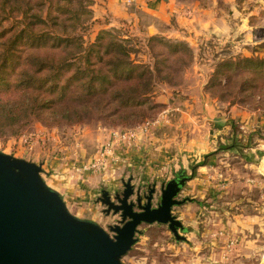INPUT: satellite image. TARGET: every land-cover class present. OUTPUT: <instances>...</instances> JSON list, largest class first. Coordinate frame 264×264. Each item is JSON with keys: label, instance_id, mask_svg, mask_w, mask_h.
<instances>
[{"label": "rangeland", "instance_id": "374dc122", "mask_svg": "<svg viewBox=\"0 0 264 264\" xmlns=\"http://www.w3.org/2000/svg\"><path fill=\"white\" fill-rule=\"evenodd\" d=\"M32 1L37 3V0ZM90 1L86 7L90 16L80 12L74 22L84 44L97 42L105 33L132 39L129 44L133 49L131 58L136 63L149 65L154 72V88L149 101L132 112L113 113L110 106L103 112L101 96L86 95L76 85L72 86L68 95L56 105L57 115L50 113L40 118H27L22 113L19 119H29L28 123L0 130V151L41 164L42 176L49 185L52 175L66 173L50 168L47 159L60 161L71 169L72 174L85 178L87 170L78 172L77 168L92 165L104 152L105 166L89 170L94 172L90 176L93 179L112 166L110 163L120 161L118 147L121 144L144 148L148 162L153 156L147 145L154 151H164L169 156L166 166L150 161L148 171L140 169L137 172L126 166H122L119 172L111 167L108 171L113 179L93 183V191L82 184L75 186L76 201L64 191H57L73 215L99 224L114 237L111 228L122 225V211L115 212L109 207L106 192L112 202L120 205L119 198H124L129 184L133 193L128 201L135 203V211H142L137 203L139 196L145 205L152 193V208H157L163 187L178 177L187 178L175 196L180 203L172 207V214L182 223V227H177L178 235L168 223L142 222L135 234L138 240L122 256V262L264 264V71L260 75L256 74L260 72H253L245 91L239 88L242 82L238 75L243 73L246 63L235 73L241 58H264L259 52L264 43L259 41L258 29L254 28L264 21V0H234L235 9L232 11L239 13V20L244 17L253 26L255 43L249 42L245 46L239 45V34L234 37L216 34L206 38L198 34L199 40L194 34L190 37V33L186 34V39L171 37L158 32L147 12L135 18H124L120 1ZM218 1L224 4V0ZM18 4L23 6L25 3L20 0ZM18 4L15 0H0V50L13 28L26 23L22 22L24 15L18 14ZM46 14L45 9L43 15ZM54 14L60 21L68 19L61 13ZM119 15L123 18H118ZM39 27L38 30L42 31L53 26ZM5 29L12 31L2 34ZM166 39L186 42L192 52L182 49L173 53L164 44ZM29 52L22 48L12 76L21 67L26 68ZM227 60H233L234 64L221 67L216 77L219 64ZM104 100H111V96L104 95ZM141 109L145 110L147 117L135 122L134 111ZM235 109L255 112L253 119L248 123L237 120ZM129 113L130 119L125 122L123 116ZM78 116L80 122L68 120ZM130 130L135 136L129 142L115 135V131ZM203 146L210 148L204 165L206 169L196 167L193 173L190 166L204 159L206 151L198 155ZM187 151L193 156L187 157ZM50 186L55 187L52 183Z\"/></svg>", "mask_w": 264, "mask_h": 264}, {"label": "trees", "instance_id": "16d2710c", "mask_svg": "<svg viewBox=\"0 0 264 264\" xmlns=\"http://www.w3.org/2000/svg\"><path fill=\"white\" fill-rule=\"evenodd\" d=\"M15 1L18 4L20 0ZM22 1L25 4H18L17 11L24 15L22 22L26 23L15 26L13 31L5 29L2 33L12 31L0 50V130L10 125L28 123L29 119H19L22 113L27 118L56 114V105L75 85L86 95L101 96L103 112L109 106L113 113L127 110L132 112L149 101L148 97L154 88V72L149 65L136 63L131 58L133 49L129 44L132 39H121L105 33L97 42L84 44L83 36L77 32L78 25L74 22L80 17V12L90 16L86 9L90 0ZM76 8L79 9L73 11ZM45 9L47 14L44 16ZM54 12L66 15L68 19L60 21ZM39 26L53 27L41 31L38 30ZM164 44L176 54L182 49L192 52L183 41L166 39ZM22 48L30 50L26 59L27 66L21 67L12 76L11 72L16 60L20 58ZM245 63L243 73L238 75L242 82L239 87L241 91L247 90L254 71L260 72L256 73L259 75L264 71V58L245 57L239 60L235 73ZM233 64V60L221 62L216 77L221 67ZM228 78L231 79L230 76ZM104 95L111 96V100L103 101ZM112 100H115L114 104ZM134 114L135 122H141L147 117L142 109L134 111ZM130 116V113L125 114L123 120L128 122ZM68 120L76 123L81 121V117Z\"/></svg>", "mask_w": 264, "mask_h": 264}, {"label": "water", "instance_id": "95a60500", "mask_svg": "<svg viewBox=\"0 0 264 264\" xmlns=\"http://www.w3.org/2000/svg\"><path fill=\"white\" fill-rule=\"evenodd\" d=\"M42 174L41 164L0 151V264H125L121 258L137 242L142 222L168 223L177 235L182 227L172 207L180 203L175 196L187 178L163 187L157 208H152V193L145 205L139 196L142 211L128 201L129 184L120 205L106 192L109 207L121 210L123 218L122 225L111 228L112 237L99 224L73 215Z\"/></svg>", "mask_w": 264, "mask_h": 264}, {"label": "crops", "instance_id": "0c3cea01", "mask_svg": "<svg viewBox=\"0 0 264 264\" xmlns=\"http://www.w3.org/2000/svg\"><path fill=\"white\" fill-rule=\"evenodd\" d=\"M117 1H120L122 5L121 7H119L122 13L121 16H123L124 18H135L138 15L147 12L148 18L152 21L153 24H155L158 32L165 33L171 37L186 39V34L190 33V37L194 34L199 40V37L202 36L203 38H206L217 34L220 36L227 35L234 37L239 34V45L245 46V44H248L249 42L255 43V36L252 32L253 26H251L252 24H250V21H247L244 17H241L239 20V13H236V10L235 12L232 11L235 9L234 0H224V4L219 3L218 0H212L210 2L200 0H191L188 2H177L175 0H153L149 3L146 0ZM229 9H231V11ZM250 16L252 15L250 14ZM123 17H120V15L118 16V18ZM254 28L258 29L257 34L260 35L259 41L261 43H264V21H262V24H256ZM244 50L247 52V48H244ZM259 52L264 56V44ZM254 113L255 112L248 110L235 109L234 111L235 118L244 123L250 122L251 119H253ZM121 145H119L118 147L120 151V161L114 164L110 163L112 166L108 167L107 170L103 172V174L93 177V179L90 176L94 172H90L92 171L90 168H87V173L85 175V178H83L84 176L72 174L71 169L63 166L60 161H56L55 159H47L46 163H50V168L57 169V172L61 174L62 172L66 173V175H52L50 181L52 185L55 186L52 187L56 190L64 191L70 198L76 201L78 197L75 196V193L77 192V190L74 188L75 186L82 184L85 185L89 191H93L95 188V185H93V183L101 181L105 182L108 180L111 181L113 179V177L109 175L108 171V169H110L111 167V170L116 169V171L118 170L119 172L122 166H126L129 167V169H131L132 171L137 172L140 169H146L148 171V169H150V164L152 161L158 162L164 166L169 163V156H167L164 151H154L147 145L149 154L153 156L148 162L145 159V155L143 152L144 148L127 146L126 144H123L122 146ZM209 150L210 148L208 146H203L201 149H199V156L201 155V153H205V151L206 153L204 154L203 160H198L196 164L190 166L193 173H195L196 167L198 168L201 166V169H206L204 165L206 164V158L209 156L210 152H207ZM83 154L86 155L85 152H83ZM187 154V157L193 156L191 154V151H187L186 155Z\"/></svg>", "mask_w": 264, "mask_h": 264}, {"label": "built area", "instance_id": "2783aa9c", "mask_svg": "<svg viewBox=\"0 0 264 264\" xmlns=\"http://www.w3.org/2000/svg\"><path fill=\"white\" fill-rule=\"evenodd\" d=\"M115 135L117 137H120V139H122L123 141H130L134 136H135V132H133L132 130L128 131V132H116L115 131ZM108 146H111V144H108ZM106 150H108V147L106 148ZM105 156L104 152L100 153V156L98 157L99 159L96 160V162H94L92 165H85L86 167H82V168H77L78 172H81L80 169H86L87 168H96V167H101V166H105V158H102Z\"/></svg>", "mask_w": 264, "mask_h": 264}, {"label": "bare ground", "instance_id": "6f19581e", "mask_svg": "<svg viewBox=\"0 0 264 264\" xmlns=\"http://www.w3.org/2000/svg\"><path fill=\"white\" fill-rule=\"evenodd\" d=\"M111 157V155H109V158ZM106 170H107V168H106ZM79 175V174H78Z\"/></svg>", "mask_w": 264, "mask_h": 264}]
</instances>
